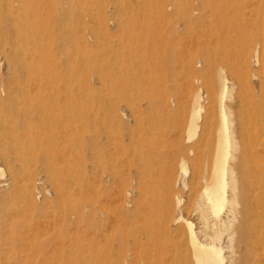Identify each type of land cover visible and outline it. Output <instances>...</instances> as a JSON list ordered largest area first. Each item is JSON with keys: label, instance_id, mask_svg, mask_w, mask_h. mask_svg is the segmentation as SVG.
<instances>
[{"label": "bare ground", "instance_id": "bare-ground-1", "mask_svg": "<svg viewBox=\"0 0 264 264\" xmlns=\"http://www.w3.org/2000/svg\"><path fill=\"white\" fill-rule=\"evenodd\" d=\"M143 1L144 0H142V2ZM148 1L149 3L151 2L150 0ZM194 1L195 0H193V2ZM157 2H155L156 5ZM169 2H171L173 8H175V10L178 11L191 9V7L195 9L194 8L195 5H192V0H173V1L170 0ZM205 2L207 1L205 0ZM205 2L201 3L203 4L204 7L205 4L206 6L208 4ZM208 2H210V0ZM104 3L105 0H0V60H4L7 62V68L9 70L7 71L9 73L5 76L4 75L2 76L0 74L1 75L0 76V158L3 159L7 164L6 175L0 169V200L3 198H16L17 200L19 197L20 198L23 197L24 199H30L34 201V192L33 189H30L32 184L30 183L31 186L28 188L25 184V180L31 179L32 173L34 172L33 168L42 161V164L47 173L46 177H48L51 183V187H52L51 193L52 192L54 193V197L52 200L50 199V197L48 198L51 200L49 201L51 202L50 205L51 207L49 212L52 214V219H49L51 215L47 216L50 221V222L48 221V223L51 224L50 226L52 225L57 226V228L61 224L62 225L74 224L75 231H73L74 229L71 228L70 229L73 231V233L76 232L77 237L87 236L88 241L86 240L87 238L85 240L88 243L86 247L89 255L87 256L88 257L87 259L86 257L84 258L86 259V262H84V264H264V187L259 184H254L255 182H253L254 180L252 179L253 176H256L257 174L261 173V171H264L263 170L264 167H262V165L260 164L261 160H259L260 157L263 159L262 156L264 154L262 153L261 156L260 155L261 153H254L253 151L251 152V150L249 151L250 149L249 143L253 142V140L250 142L249 141L250 139H246L242 136L244 134V133L242 134V131L244 130L240 129L242 131L240 132L239 135L235 131L230 132L232 129L228 130L230 128L229 127L230 122L228 119L229 115L226 108L227 106H225V104L223 103V96L225 95V92L228 90V88L226 85V81L224 80V77L223 78L220 77L218 78L219 80L216 81V83L217 82L219 83V86H216L213 83L207 84L208 83L207 82L206 84L208 85V88L206 94L202 93L200 88L202 87L201 85H198V87L199 86L200 87L197 90L194 91L191 90L194 92V93L192 92L193 96L191 95L190 92L186 91L190 93V95L189 94L187 95L192 96L191 99L192 102H190V105L192 103L191 110H189L190 120L188 125L186 124L187 126L186 137H184L183 135V128L180 127L181 125L180 126L177 125L178 128L176 126L174 127V129L169 128L171 131L170 134L173 133L174 135L172 139L168 137L169 130L162 128V126H164L163 121H167L170 117L176 118L177 110L179 109V107L181 108V102L183 101L180 100L181 101L180 102L176 98L172 100H166L167 96L166 97L164 96L165 100L161 99L162 101L159 102L157 100V97H155V94L150 93L152 96L153 95L154 96L150 98V101L148 102L146 101L147 106L146 108L143 107L146 109V111L142 110L145 113L141 114L142 117L143 115L146 116L144 118H141L140 116V118L138 119L139 116L137 114L140 115L141 113V111H139L140 109L138 110L139 113L135 114L131 112L132 114L129 115L130 116L129 118L132 117L131 122H133V124H130L129 122L131 120L130 119L128 121L130 124L128 127L129 142L127 143V146L125 145L127 141L122 143L124 146H126L124 147L125 148L124 153L123 152L116 153L115 150L117 149L118 140L116 141L112 137V134L108 128V126L111 123V120L118 116L117 115L118 107L116 109L114 107L115 105L108 104L106 107L100 108L98 107L99 106L98 105L97 108L94 109L88 108L85 111H83L80 110L81 107L78 106L80 112L76 109L74 110L73 106L75 103V99L77 97L76 94L79 93L80 91L83 92V90L88 86L89 80H87V78L89 76H86V72L90 67H92V65L90 64L91 61H88L89 60L88 55L90 54L91 51L87 54V49L90 44L88 38L91 36L87 38L85 34V28L87 29L86 23H88L86 22V19L89 13L91 12V10H94V13L96 11L95 10L96 7H93V4H96L103 8L108 7V5L106 6V4L104 6ZM149 3L146 4L149 5ZM119 4L121 5V3ZM155 4H153V6ZM167 4L168 3H165V6H167ZM209 5L208 7H210L212 4L210 6ZM215 5H218V3ZM226 5L228 6L229 3ZM114 6H115V2H114ZM132 7L133 4L131 5V8ZM158 7L161 8L162 5ZM218 7H215V10H217L218 13L220 11H222L223 13L225 12V10L224 11L222 10L223 9L222 6H220L221 8ZM223 7H225V4ZM150 8H152V6H150ZM199 8L200 7H198V9ZM211 8L214 7L211 6ZM104 10L105 9H103V11ZM140 10H142L141 12H143L146 9H143L142 6V9ZM150 10L148 9L146 10V12H149ZM211 10L209 9L208 11L207 8L208 12H211ZM231 11H235V10H231ZM164 12L165 11H163V13ZM104 13H102V15ZM152 13H154V11ZM188 13L187 15L189 16L190 14ZM161 14L162 13H160L159 15ZM97 15H99L98 12ZM190 16L188 18L189 20H190ZM225 16H223L224 19ZM239 16H241V14H239ZM105 18L107 19V17ZM105 18H102L103 23H106L104 21L106 20ZM220 19L219 22L223 20L221 17ZM147 20H149V18ZM166 20L167 19H165V21ZM115 21L120 22L121 25L123 24V22L121 23V20L119 21V19ZM160 22L162 21L160 20ZM236 22L237 21H235V23ZM187 24L188 22L186 23V26ZM103 25L106 26L105 24ZM130 25L132 26V24H129V26ZM104 26H102L101 28H104ZM157 26L152 28L153 33L150 32L149 37H144V38L141 37L142 39H140V42L143 47L147 46L150 50L152 49L151 51L154 52L153 56L155 54V58H157V60L163 63L165 62V57L167 58L168 54H170L169 46L171 45H174L171 47L177 46L175 45L176 44L175 41L177 39L176 40H174L175 38L171 39L172 36L168 38L170 36L169 31H168L169 32L168 37H166L167 36L166 34L163 35V33L161 32V29L165 28L163 24H162L163 27H161V25H159V27ZM245 26L246 25H244V28ZM226 27L227 26L225 25V28ZM217 28H212V30L214 29L216 30ZM130 29L133 30L132 28ZM147 29L150 30L149 27ZM235 29L237 30V27ZM246 29L247 28H245V32ZM225 30L226 32L223 31L225 34L224 33L222 34H224V36L226 37H229L228 40L230 41L234 40L233 35H230L229 33L230 29H228L227 27V29ZM87 31L89 32V30ZM93 31H95V29ZM93 31L92 33H96ZM220 31L222 32V30ZM237 31H239V27ZM208 32L209 30L207 31V33ZM117 33L122 34L119 32ZM127 33H128V29H127ZM145 33L148 34L147 31H145ZM240 33L241 32H239V35ZM137 34L134 33V37H136L135 35ZM244 35L245 34H243V36ZM108 36L110 37V35ZM127 36L128 34L126 36L124 35V37ZM212 36H214V34ZM92 37L94 42H96L97 44L99 43L101 44V41L103 39V34L102 36L100 34H93ZM196 38L193 41H196ZM179 39L181 38L179 37ZM124 40L126 41L127 39L125 38L122 39V41L120 40L122 43L120 45L122 47ZM205 41L206 44L210 43V41L208 43V40L206 39L204 40L203 43H205ZM217 41L215 40V42ZM132 42L133 40H131V43ZM179 43L181 42L179 41ZM193 44L192 46H194ZM211 44H213L212 41ZM231 44L233 45L232 42ZM117 45H115V48ZM121 46L118 48H122ZM134 46L136 47V45ZM189 47L187 45L188 49ZM222 47H224V45ZM126 48H124V50H126ZM178 48L176 50L180 51L181 49L178 50ZM95 49L92 51L93 53L94 51H96ZM129 49L126 51L130 52ZM173 50L176 51L174 48L172 49V51ZM121 51L119 50V52ZM174 51L172 52L173 56L179 54V52L177 54H174L175 53ZM210 51L211 50H209L208 52ZM213 51L214 49L212 50V52ZM181 52L182 51H180V56L182 58L183 55L181 54ZM96 53L98 55V52ZM106 53L110 54L109 51ZM74 54L75 56H77L76 54H81V59H82L81 63H77V61L75 62L76 57L74 56ZM151 54L152 53L150 52V57L153 59ZM190 54L191 53H189L188 55L192 56V54L191 55ZM234 55H236V53ZM119 56L121 58V55ZM144 56L145 55L143 54V57ZM178 56L179 55H177L176 57L178 58ZM260 56L262 58V54ZM92 57H95V55ZM115 57L113 56V58ZM193 57L195 58V56ZM224 57L226 58V56ZM254 57L255 58L253 61H257L258 55L255 54ZM120 58H117V60ZM155 58L154 61H156ZM233 58L234 60H236L235 57ZM106 59L107 57L104 60ZM191 59L193 58L191 57ZM92 60H94V58ZM128 60L129 59H127V61ZM178 60H180V58ZM122 61L123 63L125 62V60ZM141 61L143 62V60ZM181 61L185 62L184 60H180V62ZM98 62L99 64H101L100 63L101 59ZM107 62L108 61H106V65L108 64ZM212 62H215V60L213 61V58H212ZM172 63L175 66V63L171 62V64ZM223 63L225 62L223 61ZM99 64H98V68L100 67ZM119 64L120 62L118 63V67H120ZM89 65L91 66L89 67ZM176 65L178 66L177 63ZM104 67H102L101 69H103ZM118 67L117 69H119ZM149 67H147V69ZM175 67L172 68L175 69ZM192 67L190 68L192 72H196V69ZM247 67L248 66H246V68ZM109 68H111L110 65ZM112 68L110 70L114 69ZM178 68L181 69V66ZM213 68L214 66L212 67V69ZM95 69L96 68H94L93 70ZM101 69H98V75L100 74L99 71ZM117 69H115L114 71L118 72L116 71ZM122 69L124 68L120 69L118 75L122 72L121 71ZM147 69L144 70L146 71ZM203 69L201 70L202 72H200V74H197L199 76L197 77L199 78V81H201L200 79L202 78L206 79L207 76L210 77V75H207V70L209 72V69L207 70L206 69L203 70ZM153 70L155 69H152L151 74ZM159 70L160 69H158V71ZM172 70L168 72H171ZM188 70H186L187 73ZM124 71H126V69ZM212 71H216V70H212ZM89 72L90 70L88 71V74ZM245 72L247 73V69ZM109 73H110L109 75H111V72ZM162 73H159L162 75L160 78H162L164 75ZM212 73L215 74V72ZM91 74L96 76L97 73L96 74L91 73ZM115 74L116 73H114V75ZM127 76L128 75L126 74L125 77ZM153 76H155V74ZM123 77L122 79L120 78L119 79L123 80L124 82ZM163 78H166L167 80L166 76ZM99 79L101 78L99 77ZM156 79L159 81L158 78ZM108 80H109V76H108ZM96 81L98 82V80ZM187 81L189 82V80H186V82ZM190 81L192 83V79ZM124 83L122 84L124 85ZM154 83H156V81ZM164 83H161L162 87L165 86ZM102 84H106V83L103 82ZM113 84L116 85L117 82L115 84L114 81ZM122 84H120L119 86H121ZM188 86L191 87L192 85L191 86L188 85ZM189 87L187 88L190 91ZM113 88H115V86L112 87V89ZM196 88L193 87V89ZM108 91L109 88L107 90V93H109ZM179 91L182 92L181 90ZM117 92L119 93L118 90ZM163 92L165 93L166 91ZM174 92H176V90ZM128 93H130V91ZM183 93L182 95L181 94L180 95L183 96ZM89 94L91 95V92ZM122 94L120 98L122 97ZM105 96L107 100H110L109 98H107V94L104 95V97L102 96L104 100H106ZM176 96H177V92H176ZM85 97L82 96L83 99ZM130 97H131V93H130ZM147 98H149V96ZM77 99L80 98L78 97ZM91 99L93 98L91 97L90 100ZM111 99L114 100L113 98ZM119 100L121 101V103L124 102L122 101V98L121 99L118 98L117 102H119ZM83 101H85V104H87L86 100ZM92 101L91 103H93ZM99 101L98 104H100ZM108 102L110 103V101ZM115 103L116 102H114V104ZM93 104H95V102ZM75 105H77V103ZM125 106L126 105H124V107ZM204 107L206 108V110L202 114L201 111ZM185 108L187 107H184V109ZM188 108L190 109L189 106ZM121 109H123V106ZM75 111H78L80 114L78 115V112L76 114ZM183 111L184 110L182 109V112L180 113L181 115ZM250 111L251 110H249V112ZM175 118L173 119L175 120ZM124 119L126 120V118ZM143 119L148 120V122H146L147 123L146 126L142 125ZM179 119L181 120V118ZM186 128H184V130H186ZM121 129L122 128H120V130ZM166 131L168 133V136L166 135L167 133L165 134ZM245 131L247 132V129ZM119 132L117 133L119 134ZM122 134L124 133L122 132ZM125 134L127 136V133ZM45 140L49 142V143L47 142L49 144V146L47 147L42 146ZM59 142L62 144H64L65 142V146L64 145L59 146ZM255 143L259 144L257 141ZM240 145L241 146L243 145V147L240 148ZM139 146H141V149L139 148ZM168 146H173V147L168 149ZM80 147L87 149L88 153H83L85 151L79 153ZM233 148H240V150L242 149L243 153H230ZM43 149L45 150L50 149V151L49 153H41L42 151H44ZM123 149L121 148L120 150ZM131 151L133 153H131ZM40 170L42 171V169ZM40 179L42 178L40 177ZM43 181L45 182V180ZM43 208L45 209L46 207L43 206ZM32 210H33V206H32ZM32 210L30 209L31 213ZM20 214L21 213H19V211L10 212L9 210V212H7L0 205V249L3 243L5 242L12 249L15 247H17L18 249L19 246L21 249V247L23 248L28 241H29V245L32 244L31 243L32 241L30 242L31 239L28 240L27 238V236L29 237V235L32 236V234H30L31 231L29 232V234H24L23 231L20 229L22 227H20L18 231V229L13 224V220L10 221L11 220L10 218L12 219H15L14 217L18 218L20 217ZM25 220L27 219L25 218ZM42 224L43 223H40V225ZM42 226L44 227V225ZM61 228L62 226L60 227V231L57 232L55 231V232L59 241L60 240L64 241L65 233L64 231H62L63 228L62 229ZM41 229L42 227L40 228V230ZM43 229L41 231L42 233L39 232L40 234L39 236H42V234L46 232L45 229L44 231ZM27 230H33V229L28 227ZM32 233L34 234L33 231ZM39 236L37 238L41 239V237ZM34 237L35 239H37L35 234ZM32 239L33 242L36 241V240L34 241V238ZM26 240L28 241L26 242ZM65 243L67 244V242ZM29 245L27 247H29ZM52 245H54L53 242ZM57 246L59 245L57 244ZM57 246H56V250L58 248H59L58 250H60L61 245L59 247ZM68 246L71 247L70 245ZM30 247L28 249L32 248ZM17 249H15V251ZM71 249H73V247ZM33 250L37 251L38 253L37 248L36 249L33 248ZM43 250L44 249H42L41 252ZM35 251H33V253ZM75 251L76 250H74V252ZM47 252H45L44 254L48 256L49 254H47ZM54 254L58 256L59 252H54ZM5 255H8V253H6ZM11 255H14L13 257H17L19 254L16 255V253H13ZM48 257L47 259L50 261V258ZM34 258L36 257H33L32 259L33 261ZM60 258L57 259L59 260ZM55 259L56 258H54V261L57 262L58 260ZM74 260L76 261V259ZM29 261H31V259L28 260V262ZM40 263L43 264L42 260L40 261ZM58 263L61 264L60 262ZM71 263L74 262L71 261ZM0 264H11V262L10 260H5L2 263L0 260Z\"/></svg>", "mask_w": 264, "mask_h": 264}, {"label": "rangeland", "instance_id": "rangeland-1", "mask_svg": "<svg viewBox=\"0 0 264 264\" xmlns=\"http://www.w3.org/2000/svg\"><path fill=\"white\" fill-rule=\"evenodd\" d=\"M113 1V2H112ZM105 0V3H104V6H105V4H106V6L108 5V7H100V6H98V5H96V4H93V7H96L95 8V10L99 13V15H97V12L95 11V13H94V10H91V12L89 13V15L90 14H92V15H90V17H89V15H88V17H87V19H86V22H88V23H86V27H87V29L85 28V34H86V37L88 38L89 36H91L92 37V35L93 34H100L101 36H102V34H103V39H102V41H101V44L99 43V44H97L96 42H94L93 41V37L91 38V37H89L88 39H89V47H88V49H87V54L90 52V54L88 55V61H91L90 62V64L92 65V67H90L91 65H89V69H88V71L90 70V72L91 73H94V74H96V76L95 75H92L90 72H89V74H88V71L86 72V76H89L88 78H87V80H89L88 82L89 83H91V84H89L88 83V86L83 90V92L82 91H80L79 93H77L76 94V99H75V103H74V110L76 109V110H78L79 111V107H81L80 108V110H83V111H85L86 109H88V108H92V109H94V108H97V106L98 107H100V108H104V107H106L108 104H113V105H115L114 107L117 109V107H118V109H117V117L116 118H114V119H112L111 120V123H110V125L108 126V128H109V130H110V132H111V134H112V137L118 142V145H117V149L115 150L116 151V153L117 152H119V153H121V152H125V148L124 147H126L127 146V143L129 142V140H128V127H129V125L130 124H133V122H131L132 121V117L131 118H129L130 116L129 115H131L132 113H135V114H137V113H139L138 112V110L139 111H141V113H140V115L139 114H137L139 117H138V119L140 118V116H141V118H144L145 116L143 115V117H142V115L141 114H143V113H145V112H143V111H146V106H147V103H146V101L148 102V101H150V98L151 97H153L151 94H155V97H157V100L160 102V101H162V100H165V97H166V100H172V99H174V98H176V99H178L179 101L181 100V101H183V102H181V108L179 107V109L177 110V114H176V118H178V119H176L175 117H170L167 121H163L164 122V126H162V128L163 129H166V130H169V136H168V133H167V131L165 132V134L168 136V137H170L171 139L174 137V135H173V133L172 134H170V129H174V127L176 126L177 128H178V126L177 125H181L180 127H182L183 128V135H184V137H186V135H187V126H186V124L188 125V123H189V118H190V111L189 110H191V105H192V103H191V105H190V102H192V96H193V91L194 90H197L199 87H198V85H201L202 87H200L201 88V91H202V93L203 94H206V91H207V88H208V85L207 84H209V83H213V84H215L216 86H219V83L217 82L216 83V81H218L219 79L218 78H220V77H224V80L226 81V85H227V88H228V90L225 92V97L223 96V103L225 104V106H227L226 108H227V111H228V119H229V129L228 130H231L230 132H232V131H235L236 133H238V135L240 134V132L242 131V130H244V131H242V136L244 137V138H246V139H250L249 141L251 142L252 140H253V142H251V143H253V144H251V143H249V151L251 150V152L253 151L254 153H261L260 155L262 156V153L264 154V27H262V26H264V0H242V3H241V0H210V2H208L209 0H206L207 2H205V0H195L194 2H193V0H192V5H195L194 6V8L195 9H193V7H191V9H187V10H184V11H178V10H175V8H173V6L171 5V2H169L170 0H154L155 2H157V5L158 6H161L162 5V7H163V9H162V7L160 8V7H158L156 4H155V2L153 1V0H150L151 2L149 3V1L148 0H144L143 2H142V0ZM123 1V2H122ZM148 1V2H147ZM152 1H153V3H152ZM171 1H173V0H171ZM229 3V5L227 6L226 4H228L227 2ZM255 1V2H254ZM261 1V2H260ZM109 2H111V3H109ZM114 2H115V6H114ZM139 2V3H138ZM145 2V3H144ZM202 2H205V3H208L207 4V6H206V4H205V7H206V9H205V7L203 6V4H201ZM214 2H216V3H214ZM221 2H223V3H221ZM236 2H238V3H236ZM109 3V4H108ZM113 3V4H112ZM119 3H121V5L119 4ZM133 4V7L131 8V5ZM144 3V4H146V3H149V5L148 4H146V5H148V6H146V5H142V4ZM165 3H168L167 4V6H165ZM197 3V4H196ZM199 3V4H198ZM218 3V5H215V4H217ZM220 3V4H219ZM245 3V4H244ZM124 4V5H123ZM141 4V5H140ZM153 4H155L154 6H153ZM201 4V5H200ZM212 7H214V8H211V6ZM222 4V5H221ZM224 4H225V7H223L224 6ZM234 4H235V6H234ZM112 5V6H111ZM198 5V6H197ZM208 5L210 6V7H208ZM98 6V7H97ZM142 6H143V9H146V10H150V9H152L153 11H154V13H152L153 11L152 10H150L149 12H146V10H144L143 12H141L142 10H140V9H142ZM145 6V7H144ZM150 6H152V8H150ZM155 6H156V8H155ZM169 6V7H168ZM204 8V10H206L207 11V8H208V11H209V9L211 10V12H206V11H204L203 10V8ZM219 6V7H218ZM220 6H222V10L224 11L225 10V12L223 13L222 11H220L219 13H218V11L217 10H215V7H218V8H221ZM232 6V7H231ZM241 6V7H240ZM244 6V7H243ZM100 7V8H99ZM147 7H148V9H147ZM159 8V10L160 9H162V10H158V8ZM198 7H200L199 9H198ZM231 7V8H230ZM235 9H234V8ZM98 8V9H97ZM105 9L104 11H103V9ZM110 8V9H109ZM131 8V9H130ZM196 8H197V10H196ZM230 8V9H229ZM157 10L158 11V13L160 14V13H162L161 15H159L158 13H157V11H155V10ZM99 10H100V12H99ZM131 10V11H130ZM178 11V12H175V11ZM201 10V11H200ZM231 10H235V11H231ZM256 10H257V12H256ZM101 11H103V12H101ZM130 11V12H129ZM162 11V12H161ZM163 11H165L164 13H163ZM191 13H190V12ZM213 11V12H212ZM217 11V12H216ZM105 12V13H104ZM129 12V13H128ZM146 12V13H145ZM155 12H156V14H155ZM182 12V13H181ZM184 12V13H183ZM188 14H190L189 16H190V20L188 19L189 18V16L187 15V13ZM205 12V13H204ZM215 12V13H214ZM231 12H232V14H231ZM238 12V13H237ZM242 12V13H241ZM102 13H104L103 15H102ZM113 13V14H112ZM142 13V14H141ZM148 13V14H147ZM175 13V14H174ZM193 13V14H192ZM201 13H203V14H201ZM211 15H210V14ZM225 13H226V16H227V18L230 20H228L227 18H226V16H225ZM228 13V14H227ZM236 13V14H235ZM100 14H101V16H100ZM128 14H129V16H128ZM145 14V15H144ZM147 14V15H146ZM155 14V15H154ZM158 14V15H157ZM183 14H184V17H186V16H188V17H186L187 18V20H186V18H184L183 17ZM215 14H217V15H215ZM239 14H241V16H239ZM256 15V17H255V15ZM97 15V16H96ZM105 15V16H104ZM142 15V16H141ZM159 16L160 18H162V19H160L159 17H157V16ZM176 15V16H175ZM180 15V16H179ZM186 15V16H185ZM198 15V16H197ZM202 15V16H201ZM207 15V16H206ZM219 15V16H218ZM234 17H233V16ZM99 16V17H98ZM103 16V17H102ZM131 16V17H130ZM156 16V17H155ZM201 16V17H200ZM212 16V17H211ZM223 16H225V19H224V17ZM236 16V17H235ZM105 18V17H107V19L106 20H104L106 23H103V19L102 18ZM127 17V18H126ZM178 17V18H177ZM192 17V18H191ZM210 17V18H209ZM218 17V18H217ZM220 17L223 19L222 21H223V23H222V21H220L219 22V19H220ZM95 18V19H94ZM149 18V20H147ZM156 18H158V19H156ZM167 19L166 21H165V19ZM206 18V19H205ZM235 18H237V19H235ZM100 19V20H99ZM117 19H119V21L121 20V23L123 22V24L121 25L120 24V22H117V21H115V20H117ZM129 19V20H128ZM132 20V22H131V20ZM142 19V20H141ZM218 19V20H217ZM228 21H227V20ZM238 19H239V21H238ZM244 19V20H243ZM124 20H125V22H124ZM160 20L162 21V22H160ZM181 20V21H180ZM210 20V21H209ZM221 20V19H220ZM98 21H100V22H98ZM146 21V22H145ZM148 21V22H147ZM192 21V22H191ZM207 21V22H206ZM225 21V22H224ZM227 21V22H226ZM234 21V22H233ZM235 21H237L236 23H235ZM244 23H243V22ZM109 22V23H108ZM127 22H128V24H127ZM136 22H137V24H136ZM157 22H158V24L159 25H161V27H163L162 26V24L165 26V28H163V29H161V32L163 33V35H167L166 37H168V33H169V37L168 38H170L171 36V39H173V38H175L174 40H176L175 42H176V44L175 45H177V46H175V47H171V46H174V45H171V46H169L170 48H169V53L170 54H168V57L166 58L165 57V62H163V63H161L159 60H157V58H155V54H154V56H153V53L154 52H152L147 46H145V47H143L142 45H141V42H140V39H142V38H144V37H149V34H150V32L151 33H153V29L152 28H154L155 26H157L158 24H157ZM160 22V23H159ZM168 22V23H167ZM182 22H183V24H182ZM188 22V24H187V26H186V23ZM192 24H191V23ZM209 22V23H208ZM211 22V23H210ZM241 22V23H240ZM92 24V26H91V24ZM98 23H99V25H98ZM101 23V24H100ZM105 24L106 26H104L103 24ZM114 23V24H113ZM133 23H135V24H133ZM147 23V24H146ZM149 23V24H148ZM167 23V24H166ZM170 23V24H169ZM173 23V24H172ZM189 23H190V26H189ZM219 23H222V24H219ZM240 23V24H239ZM260 23V24H259ZM129 24H132V26L130 25L129 26ZM156 24V25H155ZM210 24V25H209ZM228 27V29H230V35H233V38H234V40H232V41H230V40H228L229 39V37H226V36H224V32H226V30L225 29H227V27L225 28V25ZM239 24V25H238ZM263 24V25H262ZM145 25H147L149 28H150V30L149 29H147L148 27L147 26H145ZM159 25L157 26V27H159ZM175 25H176V27H175ZM178 25V26H177ZM183 25H185V26H183ZM235 25V26H234ZM237 25V26H236ZM244 25H246L245 26V28H247L246 29V32H245V28H244ZM102 26H104V28H101ZM142 26V27H141ZM145 26V27H144ZM152 26V27H151ZM168 26V27H167ZM213 26V27H212ZM220 26V27H219ZM224 26V27H223ZM89 27H90V29H89ZM105 27H106V29H105ZM122 29H121V28ZM160 27V28H161ZM172 27H173V29H172ZM174 27H175V29H174ZM177 27H179V28H177ZM217 27H219V28H217ZM237 27V30H238V27H239V31H237L235 28ZM242 27V28H241ZM130 28H132L133 30H131ZM134 28H136V29H134ZM210 28H211V31H210ZM212 28H217L216 30L214 29V30H212ZM232 28V29H231ZM235 30H234V29ZM243 28H244V30H243ZM259 28V29H258ZM95 29V31H93ZM105 29V30H104ZM110 29V30H109ZM127 29H128V33H127ZM131 31H130V30ZM146 29V30H145ZM167 31H166V30ZM87 30H89V32L87 31ZM100 30H102V31H100ZM142 30H144V31H142ZM149 30V31H148ZM164 30V31H163ZM171 30V31H170ZM174 30H176V31H174ZM209 30V32L207 33V31ZM220 30H222V32L220 31ZM92 31L93 32H96V33H92ZM104 31H105V34H104ZM106 31H107V33H106ZM109 31V32H108ZM121 31V32H120ZM124 31V32H123ZM136 31H137V33H136ZM145 31H147V33L148 34H146L145 33ZM169 31V32H168ZM176 32V33H173V32ZM178 31V32H177ZM181 33H180V32ZM224 31V32H223ZM248 31V32H247ZM101 32H103V33H101ZM114 32H116V33H114ZM117 32H119V33H124V35L126 36L127 34H128V38L127 37H124V35H123V33L122 34H118ZM130 32V33H129ZM133 32V33H132ZM167 32V33H166ZM201 32V33H200ZM211 32H212V34H211ZM216 32V33H215ZM239 32H241V33H243V34H245L244 36H245V38H244V36H243V34H241L240 33V35H239ZM89 33V34H88ZM109 33V34H108ZM114 33V34H113ZM127 33V34H126ZM134 33L135 34H137V35H135L136 37H134ZM146 34V36H145V34ZM177 33H180V34H177ZM182 33H183V36H182ZM222 33H224V34H222ZM237 35H236V34ZM88 34V35H87ZM117 34H118V36H117ZM130 34V35H129ZM144 34V35H143ZM205 36H204V35ZM211 34V35H210ZM214 34V36H212ZM216 34V35H215ZM222 36H221V35ZM108 35H110V37L108 36ZM121 35V36H120ZM142 35V36H141ZM234 35H235V37H234ZM108 36V37H107ZM112 36H113V39H112ZM115 36V37H114ZM133 36V37H132ZM194 36V37H193ZM203 36V37H202ZM207 36H208V38H207ZM215 36H217V37H215ZM120 37H121V39H120ZM142 37V38H141ZM179 37L181 38V39H179ZM197 37V38H196ZM217 38V39H215V38ZM219 37V38H218ZM222 37V38H221ZM242 37V38H241ZM108 38V39H107ZM130 39V38H132V39H130V40H124L123 41V47L120 45V44H122L121 43V41H122V39ZM182 38H184V39H182ZM189 38V39H188ZM195 38H196V41H193V40H195ZM248 38V39H247ZM92 41H91V40ZM134 39H135V42H134ZM139 39V40H138ZM208 40V43H209V41H210V43L209 44H206V41H205V43H203L204 42V40ZM209 39H211V40H209ZM224 39V40H223ZM119 42H118V41ZM121 40V41H120ZM131 40H133V44L131 43ZM181 42V43H179V41ZM184 41V43H185V45H184V43H183V41ZM185 40H186V42H185ZM203 40V41H202ZM215 40L217 41V40H219V41H217V42H215ZM228 40V41H227ZM108 41V42H107ZM130 41V42H129ZM187 41H188V43H187ZM211 41H212V43L213 44H211ZM227 41V42H226ZM235 41V42H234ZM245 41V42H244ZM124 42H126V43H124ZM190 42V43H189ZM196 42V43H195ZM201 42V43H200ZM216 43V45H215V43ZM231 44V42L233 43V45L231 44H229V43ZM117 43H118V45H117ZM178 43V44H177ZM187 43V44H186ZM194 43V44H193ZM199 43V44H198ZM218 43H220V44H218ZM222 43H223V45H224V47H222L223 45H222ZM125 44V45H124ZM128 44V45H127ZM130 44V45H129ZM133 46H132V45ZM181 44V45H180ZM192 44L195 46L196 44V46H198V47H194V46H192ZM238 44V45H237ZM92 45V46H91ZM104 45V46H103ZM106 45H107V47H106ZM109 45V46H108ZM115 45H117L116 46V48H115ZM127 45V46H126ZM134 45H136V47L134 46ZM140 45V46H139ZM187 45H188V47H189V49L187 48ZM207 45V46H206ZM103 46V47H102ZM111 46V47H110ZM122 47V48H118V47ZM184 48H183V47ZM206 46V47H205ZM232 46V47H231ZM234 46V47H233ZM235 46H236V48H235ZM247 46V47H246ZM98 47V48H97ZM130 50V52H127L126 50H128L127 48ZM132 47H133V49H132ZM168 47V46H167ZM178 47H180V48H178ZM230 49H228V48ZM246 47V48H245ZM90 48V49H89ZM95 48H97V49H95L96 51H94V53L92 52L93 50ZM121 51L122 49V51L121 52H119V50ZM124 48H126V50H124ZM143 48H144V50H143ZM148 48V49H147ZM177 49L178 48V50H180V51H182L181 52V54L183 55L182 56V58H181V56H180V51H174L175 53L174 54H177L178 52H179V54H177V55H179L178 56V58L176 57L177 55H174L173 56V51H172V49ZM188 50H186V49ZM192 48V49H191ZM241 48V49H240ZM110 52V54H108V53H106V52H108L107 50ZM110 49H111V51H110ZM135 49V50H134ZM203 49V50H202ZM211 50L210 52H208L209 50ZM214 49V51L212 52V50ZM227 49V50H226ZM138 50V51H137ZM141 50V51H140ZM146 50V51H145ZM150 50V51H149ZM190 50V51H189ZM217 50V51H216ZM219 50V51H218ZM222 50H223V52H222ZM253 50V51H252ZM263 50V51H262ZM105 51V52H104ZM117 51H118V53H117ZM125 51H126V53H125ZM136 51V52H135ZM144 51V52H143ZM155 51V50H154ZM192 51H194V52H192ZM221 51V52H220ZM225 51H228V52H225ZM242 51V52H241ZM96 52H98V55H97V53ZM101 52H104V53H101ZM114 52H115V54H114ZM150 52L152 53L151 54V56L153 57V59L150 57ZM217 52H219V53H217ZM244 52V53H243ZM95 55V57H92V56H94L93 54ZM121 53H123V54H121ZM127 53H129V54H127ZM135 53V54H134ZM147 53H149V54H147ZM189 53H191L192 54V56H189L188 54ZM194 53V54H193ZM201 53H202V55H201ZM205 53V54H204ZM207 53H208V55H207ZM221 53V54H220ZM224 53H225V55H224ZM226 53H227V55H226ZM236 53V55H234ZM100 54V55H99ZM101 54H102V56H101ZM118 54V55H117ZM143 54L145 55L144 57H143ZM190 54V55H191ZM211 54V55H210ZM218 54V55H217ZM233 56H232V55ZM243 54V55H242ZM255 54H257L258 55V60L257 61H253L254 60V56H255ZM262 54V58H261V55ZM77 56H75V54H74V56L76 57V60H75V62L77 61V63H81L82 62V59H81V54H76ZM119 55H121V58H120V56ZM127 55V56H126ZM147 55V56H146ZM149 55V56H148ZM170 55H171V57H170ZM188 55V56H187ZM199 55V56H198ZM224 57V56H226V58L224 57H222V56ZM232 57H231V56ZM251 55V56H250ZM105 56V57H104ZM113 56L115 57V58H113ZM119 56V57H118ZM131 56V57H130ZM193 56H195V58L193 57ZM198 56V57H197ZM213 56V57H212ZM220 56V57H219ZM248 56H249V59H248ZM74 57V58H75ZM90 57V58H89ZM98 57V58H97ZM101 57V58H100ZM107 57V59L106 60H104L105 58ZM123 57V58H122ZM125 57V58H124ZM134 57V58H133ZM135 57H136V59H135ZM142 57V58H141ZM149 57V58H148ZM172 57H174V58H172ZM189 57H190V59H191V57L193 58V59H189ZM210 57H212L213 58V61L215 60V62H212V58H210ZM230 57V58H229ZM233 57H235V59L236 60H234V58ZM94 58V60H92ZM103 58V59H102ZM112 58H113V60H112ZM117 58H120L121 59V61H120V59H118L117 60ZM129 59L128 61H127V59ZM140 58H141V60H143V62L140 60ZM146 58H148V59H146ZM154 58H155V60L156 61H154ZM168 58H169V60H168ZM180 58V60H184L185 62H183V61H181L180 62V60H178ZM197 58V59H196ZM218 58H220V59H218ZM79 59V60H78ZM100 59H101V64H99V62L98 61H100ZM115 59V60H114ZM171 59V60H170ZM175 59V60H174ZM207 59V60H206ZM217 59H218V61H217ZM225 59V60H224ZM227 59V60H226ZM233 59V60H232ZM239 59V60H238ZM262 59V60H261ZM122 60H125V62L124 63H126V64H124L123 63V61ZM138 60H139V62H141V63H139L138 62ZM145 60V61H144ZM146 60H148V61H146ZM173 60V61H172ZM176 60H178V61H176ZM231 60V61H230ZM105 61V62H104ZM106 61H108L107 63V65H106ZM113 61V62H112ZM117 61H118V63L120 62V64H119V66L121 67V68H124V69H122L121 71V73L118 75V73H119V71H120V67H118V63H117ZM154 61V62H153ZM166 61H167V63H166ZM174 62L175 63V66H174V64H173V66H172V64H171V62ZM195 61V62H194ZM207 61H208V63H207ZM211 61V62H210ZM221 61V62H220ZM223 61L225 62V63H223ZM228 61V62H227ZM240 61V62H239ZM104 62V63H103ZM109 62H111V63H109ZM115 62V63H114ZM147 62H148V64H147ZM152 62V63H151ZM183 62V63H182ZM192 62V63H191ZM220 63V66H219V63ZM229 62H230V64H229ZM255 62V63H254ZM258 62V63H257ZM261 62V63H260ZM6 63V64H5ZM100 65V67L98 68V64ZM123 63V64H122ZM145 63V64H144ZM154 63V64H153ZM160 63H161V65H160ZM176 63L178 64V66L176 65ZM189 63V64H188ZM204 63V64H203ZM212 63V64H211ZM215 63V64H214ZM222 63V64H221ZM228 65H227V64ZM239 63V64H238ZM252 63H253V65H252ZM257 63V64H256ZM263 63V64H262ZM97 64V65H96ZM121 64H122V66H121ZM127 64H129V65H127ZM143 64V65H142ZM151 64V65H150ZM158 64V65H157ZM170 64V65H169ZM186 64H188V65H186ZM206 64H208V65H206ZM217 64H218V66H219V69H218V66H217ZM247 64V65H246ZM109 65L111 66V68L113 69V70H110L111 68H109ZM124 65V66H123ZM146 65H148V66H146ZM160 65V66H159ZM181 66V69L180 68H178V67H180ZM203 65H204V67H203ZM107 68H105V67ZM119 68V69H117V67ZM150 66V67H149ZM167 66V67H166ZM193 66V67H192ZM209 66V67H208ZM214 66V68L212 69V67ZM224 66V67H223ZM246 66H248L247 68H246ZM102 67H104L103 69H101ZM128 67V68H127ZM147 67H149L148 69H147ZM156 67V68H155ZM158 67V68H157ZM171 69H170V68ZM172 67H175V69L174 68H172ZM194 68V69H196V72H192V70L190 69V68ZM217 67V68H216ZM221 67V68H220ZM231 67V68H230ZM243 67V68H242ZM94 68H96L95 70H93ZM142 68H143V70H142ZM155 69V70H153V72H152V74L154 75L155 74V76H153L152 74H151V71H152V69ZM164 68H165V71H164ZM177 68V69H176ZM188 70V73L186 72V70ZM209 69V72H208V70H207V75H210V77H206V79L205 78H202V79H200L201 81H199V78H197V77H199L197 74H200V72H202L201 70L202 69ZM210 68H211V71H210ZM98 69H101L99 72H100V76L98 75ZM115 69H117L116 71H118V72H115L114 70ZM126 69V71H124ZM144 69H147L146 71L144 70ZM158 69H160L159 71H158ZM173 69V70H172ZM203 69V70H204ZM222 69H223V71H222ZM236 69V70H235ZM246 69H247V73L245 72L246 71ZM167 70V71H166ZM170 70H172L171 72H168V71H170ZM185 70V71H184ZM212 70H216V71H212ZM238 70V71H237ZM241 70H242V72H241ZM7 71H9L8 70V68H7V62L6 61H4V60H0V74L3 76H5V75H7L9 72H7ZM93 71V72H92ZM114 71V72H113ZM155 71V72H154ZM173 71H174V73H173ZM222 71V72H221ZM226 71V72H225ZM109 72H111V75H109L110 73ZM113 72V73H112ZM124 72V73H123ZM127 72V73H126ZM147 72V73H146ZM162 73V74H164L163 75V77H167V80H166V78H160L162 75L161 74H159V73ZM185 72V73H184ZM212 72H215V74L214 73H212ZM216 72H218V73H216ZM221 74H220V73ZM6 73V74H5ZM107 73H108V75H107ZM114 73H116L115 75H114ZM169 73H171V74H169ZM186 73H187V75H186ZM194 73H196V74H194ZM210 73H212V74H210ZM232 73V74H231ZM236 73V74H235ZM91 74V75H90ZM122 74V75H121ZM126 74L128 75L127 77H125L126 76ZM147 74V75H146ZM223 74V75H222ZM224 74H225V76H224ZM246 74V75H245ZM0 75V76H1ZM104 75V76H103ZM120 75H121V78H120ZM125 75V76H124ZM212 75V76H211ZM240 75V76H239ZM108 76H109V80H108ZM117 76H119V77H117ZM124 76V77H123ZM157 76V77H156ZM179 76V77H178ZM185 76H188V77H185ZM196 76V77H195ZM238 76V77H237ZM96 77V78H95ZM99 77L101 78V79H99ZM122 77H123V79H124V82H123V80H120V79H122ZM154 77H155V79H154ZM192 77V78H191ZM91 78V79H90ZM116 78H118V79H116ZM120 78V79H119ZM126 78H128V79H126ZM156 78H158L159 79V81L156 79ZM170 78V79H169ZM188 78V79H187ZM209 78H210V80H209ZM239 78H240V80H239ZM95 79V80H94ZM115 81V84H116V82H117V84L116 85H118V86H116V85H114L113 83H114V81ZM153 79H154V81H153ZM163 79V80H162ZM192 79V83H191V80ZM194 79V80H193ZM211 79H213V80H211ZM214 79H216V80H214ZM96 80H98V82L96 81ZM101 80V81H100ZM120 80V81H119ZM139 80V81H138ZM166 80V81H165ZM184 80V81H183ZM186 80H189V82L187 83L186 82ZM94 81V82H93ZM105 82L106 84H107V86H106V84H102L103 82ZM112 81H113V83H112ZM122 81V82H121ZM138 81V82H137ZM156 81V83H154ZM163 81V82H162ZM170 81V82H169ZM206 81V82H205ZM214 81V82H213ZM97 82V83H96ZM119 82V83H118ZM121 82V83H120ZM153 84H152V83ZM165 82V83H164ZM185 82V83H184ZM196 82H198V83H196ZM208 82V83H207ZM122 83H124V85L122 84ZM161 83H164V85L165 86H161ZM184 83V84H183ZM191 83V84H190ZM207 83V84H206ZM110 84V85H109ZM113 84V85H112ZM120 84H122L121 86H119ZM127 84V85H126ZM133 84H134V86H133ZM159 84V85H158ZM186 84V85H185ZM203 84V85H202ZM95 85V86H94ZM104 85V86H103ZM153 85H155V86H153ZM188 85H192L193 87H197L196 89H193V87L191 88V87H189ZM102 86V87H101ZM115 86V88H113L112 89V87H114ZM123 86V87H122ZM127 86V87H126ZM148 88H147V87ZM162 88H161V87ZM92 87H95V88H92ZM111 87V88H110ZM120 87H121V89H120ZM134 87V88H133ZM165 87V88H164ZM187 87H189L190 88V91H189V89L187 88ZM204 87H205V89H204ZM89 88V89H88ZM101 88V89H100ZM104 88V89H103ZM108 88H109V93H107V90H108ZM137 88H138V90H137ZM147 88V89H146ZM180 88V89H179ZM96 89H99V90H96ZM103 89V90H102ZM111 89H112V92H111ZM130 89H133V90H130ZM156 89V90H155ZM164 89V90H163ZM168 89V90H167ZM174 89V90H173ZM93 90V91H92ZM94 90H96V91H94ZM101 90V91H100ZM114 90V91H113ZM117 90L119 91V93L117 92ZM130 91V93H131V97H130V93H128L129 91ZM148 90V91H147ZM158 90H159V92H158ZM169 90H170V92H169ZM176 90V92H177V96H176V92H174ZM179 90H181L182 92H180ZM191 90H193V91H191ZM104 91H105V94H104ZM116 91V92H115ZM128 91V92H127ZM153 91V92H152ZM156 91V92H155ZM163 91H166L165 93L163 92ZM186 91H188V92H190L191 93V95L192 96H189L190 95V93H188V92H186ZM205 91V92H204ZM91 92V95L89 94ZM120 92H122V93H124V94H122V93H120ZM155 92V93H154ZM162 92V93H161ZM169 92V93H168ZM171 92H172V94H171ZM184 92V93H183ZM193 92V93H192ZM85 93H86V95H85ZM94 93V94H93ZM151 93V94H150ZM158 93V94H157ZM175 93V94H174ZM182 93H183V96H181L182 95ZM107 94V98H109L110 100H107L106 99V96H105V99L106 100H104V95H106ZM116 94V95H115ZM119 94V95H118ZM121 94H122V101H124V102H122L121 103V101L119 100V102H117V99L119 98V99H121L120 98V96H121ZM129 94V95H128ZM181 94V95H180ZM187 94H189V95H187ZM247 96H246V95ZM134 95V96H133ZM151 95V96H150ZM161 95V96H160ZM180 95V96H179ZM82 96L83 97H85L84 99L82 98ZM103 96V97H102ZM112 96V97H111ZM116 96V97H115ZM149 96V98H147ZM165 96V97H164ZM171 96V97H170ZM179 96V97H178ZM242 96V97H241ZM80 98V99H77V98ZM93 98V99H91L90 100V98ZM99 97V98H98ZM115 97V98H114ZM118 97V98H117ZM141 97V98H140ZM143 97V98H142ZM160 97V98H159ZM163 97V98H162ZM182 97V98H181ZM250 97V98H249ZM111 98H113L114 100H112ZM117 98V99H116ZM132 98V99H131ZM170 98V99H169ZM189 98H190V101H189ZM102 100V101H99V100ZM128 99V100H127ZM134 99V100H133ZM160 99V100H159ZM162 99V100H161ZM83 100H86V103L87 104H85V101H83ZM93 100V101H92ZM100 102V104H98V101ZM112 100V101H111ZM143 100V101H142ZM91 101L94 103L95 102V104H93V103H91ZM104 101V102H103ZM108 101H110V103L108 102ZM145 101V102H144ZM112 102V103H111ZM114 102H116L115 104H114ZM143 104H142V103ZM77 103V105H75ZM102 103V104H101ZM117 103H119V104H117ZM126 103V104H125ZM141 103V104H140ZM205 103V102H204ZM227 103H229V104H227ZM63 104H65V103H63ZM81 106H80V105ZM89 104V105H88ZM123 104V105H122ZM138 105V107H137V105ZM186 104H187V106H186ZM189 104V105H188ZM253 104V105H252ZM86 105V106H85ZM96 107H95V106ZM118 105V106H117ZM124 105H126L125 107H124ZM245 105V106H244ZM79 106V107H78ZM92 106V107H91ZM122 106H123V109H121L122 108ZM140 106V107H139ZM188 106L190 107V109L188 108ZM230 106H231V108H230ZM84 107V108H83ZM128 109H127V108ZM143 107H145V108H143ZM184 107H187V108H185L184 109ZM229 107V108H228ZM129 108H131V109H129ZM143 108V109H142ZM125 109V110H124ZM136 109V110H135ZM145 109V110H144ZM182 109L184 110L183 111V113H182V115L180 114L181 112H182ZM233 111H232V110ZM260 109V110H259ZM128 110H129V112H128ZM135 112H134V111ZM143 110V111H142ZM179 110H180V112H179ZM205 110H206V108L204 107L203 109H202V114H203V112H205ZM248 110V111H247ZM249 110H251L250 112H249ZM78 111H75V113L77 114V112ZM123 111V112H122ZM80 112V111H79ZM78 112V115L80 114ZM132 112V113H131ZM188 112V113H187ZM128 113V114H127ZM186 113V114H185ZM231 113V114H230ZM249 115H248V114ZM185 116H184V115ZM122 115H126L125 117L124 116H122ZM181 116H183V117H181ZM242 116V117H241ZM252 116V117H251ZM249 117V118H248ZM254 117V118H253ZM124 118H126V120L124 119ZM173 118H175V120L173 119ZM179 118H181V120L179 119ZM183 118V119H182ZM252 118H253V120H252ZM128 119V120H127ZM131 119V120H130ZM130 120V121H129ZM179 120V121H178ZM188 120V121H187ZM248 120H249V122H248ZM256 120V121H255ZM123 121V122H122ZM130 122V124H129V122ZM145 121V122H144ZM180 121H183L184 122V124H183V122H180ZM187 121V122H186ZM242 121V122H241ZM255 121V122H254ZM115 122H116V124H115ZM146 122H148V120H146V119H143L142 120V125L143 126H146L147 125V123ZM178 122V123H177ZM181 124H180V123ZM117 123H118V125H117ZM120 123H123V124H120ZM149 123H150V121H149ZM217 123V122H216ZM247 123V124H246ZM120 124V125H119ZM230 124H231V126H230ZM240 125V126H239ZM169 126V127H168ZM242 126V127H241ZM244 126V127H243ZM120 128H122L121 130H120ZM126 128H127V130H126ZM170 128V129H169ZM184 128H186V130H184ZM256 128V129H255ZM200 129V128H199ZM240 129H242V130H240ZM247 129V132L245 131ZM119 130H120V132H119ZM239 130V131H238ZM117 132H119V134L117 133ZM122 132L125 134V133H127V136H126V134L124 135V134H122ZM84 133H87V132H84ZM248 133V134H247ZM252 133V134H251ZM246 134H247V136H246ZM261 134V135H260ZM172 135V136H171ZM249 135V136H248ZM256 136V137H254V136ZM116 136V137H115ZM119 136V137H118ZM122 136V137H121ZM126 136V137H125ZM183 137V138H184ZM247 137H249V138H247ZM116 138H118V139H116ZM124 138H127V139H124ZM252 138V139H251ZM124 140V141H123ZM255 140V141H254ZM127 141V142H126ZM258 142L259 144H256L255 142ZM48 141L47 140H45L44 141V143L42 144V146H45V147H47V146H49V142L47 143ZM121 142V143H120ZM124 142H126V146H124L122 143H124ZM255 143V144H254ZM120 144H122V145H120ZM65 146V142H64V144H62V143H60L59 142V146ZM251 145V146H250ZM122 146V147H121ZM256 146V147H255ZM173 146H168V149L169 148H172ZM243 147V145L241 146L240 145V148H242ZM253 147V148H252ZM64 148V147H63ZM82 147H80V151H79V153H82V151H85V152H83V153H88V150L87 149H84V148H82ZM123 149V150H120V149ZM139 148L141 149V146H139ZM240 148H233L232 150H231V152L230 153H243V151H242V149L240 150ZM127 149V148H126ZM139 149V150H140ZM44 151H42L41 153H49V151H50V149H48V150H45V149H43ZM87 150V151H86ZM171 150V149H170ZM240 151V152H239ZM131 153H133L132 151H131ZM134 153H136V152H134ZM250 153V152H249ZM263 157V159L260 157V159L259 160H261L260 161V164L262 165V167H264V155L262 156ZM38 164H40V165H38ZM37 164V166H35L34 168H33V173H32V177H31V179H24L25 180V184H26V186L29 188L31 185H30V183L32 184V186H31V188L30 189H33V192H34V201H32V200H30V199H24L23 197H19L17 200H16V198H3V199H1L0 200V205L2 206V208L3 209H5L7 212H9V210H10V212H15V211H19V213H21L20 214V217H14L15 219H12V218H10L11 220L10 221H12L13 220V224L15 225V227L18 229V231H19V228L20 227H22V228H20L22 231H23V233L24 234H29V232L31 231V233L30 234H32V236L31 235H29V237L27 236V238H28V240L29 239H31L30 240V242L34 245V244H37V245H32V244H30L31 245V247H30V245H29V241L28 240H26V242H27V244H25V246L22 248L21 247V249H20V246L18 247V249H17V247H15V248H11V247H9V245H7L6 244V242L5 243H3V245L1 246V249H0V254H1V256H0V260H1V262L3 263L5 260H10V262H11V264H39L40 263V261L42 260V262H43V264H44V262H45V264H57L58 262H60L61 264H84V262H86V259L88 258L87 256L89 255L88 254V251H87V241H88V238H87V236H83V237H77L76 236V232H74L73 233V231H75V226H74V224H66V225H59V227L57 228V226H55V225H52V226H50L51 224H49L48 223V221H49V219H52V214L49 212V210H50V205H51V202H49V201H51L52 199H53V197H54V193L52 194L51 193V191H52V187H51V183H50V181H49V179H48V177H46L47 176V173H46V171H45V168H44V166H43V164H42V161L40 162V163H38ZM3 165V166H2ZM41 165H42V167H41ZM39 167H40V169H42V171L39 169ZM38 168V169H37ZM0 169L3 171V173L6 175V173H7V164H6V162L3 160V159H1L0 158ZM264 170V169H263ZM6 171V172H5ZM41 174H43V175H41ZM37 177V178H36ZM39 177V178H38ZM40 177L42 178V179H40ZM45 177V178H44ZM260 177V178H259ZM33 178H34V180H33ZM44 178V179H43ZM254 181L253 182H255L254 184H259V185H262L263 187H264V171H261V173H259V174H257L256 176H253V178H252ZM259 179V180H258ZM261 179V180H260ZM23 180V181H24ZM36 180V181H35ZM43 180H45V182L43 181ZM35 183V184H33V183ZM38 182V183H37ZM41 182V183H40ZM48 182V183H47ZM44 184V185H43ZM35 185V186H34ZM45 186H46V188H45ZM36 187V188H35ZM51 190H50V189ZM37 189V190H36ZM42 189V190H41ZM36 190V191H35ZM39 193H38V192ZM42 192V193H41ZM50 192V193H49ZM38 193V194H37ZM47 194V195H46ZM51 194V195H50ZM40 195V196H39ZM50 195V196H49ZM53 195V196H52ZM43 197V198H42ZM50 197V199H48ZM36 200V201H35ZM41 200V201H40ZM19 203V204H18ZM32 204H34V205H32ZM16 205V206H15ZM32 206H33V210H32ZM43 206H45L46 208L44 209L43 208ZM48 206V207H47ZM27 207V208H26ZM30 209L32 210V213H31V211H30ZM44 210V211H43ZM46 211V212H45ZM30 212V213H29ZM46 214V215H45ZM29 215V216H28ZM48 215H51L50 217H49V219H48ZM25 218L27 219V220H25ZM40 218H41V220H40ZM46 218V219H45ZM36 220V221H35ZM45 220V221H44ZM15 221V222H14ZM43 223L42 225H44V227L42 226V225H40V223ZM47 221V222H46ZM37 222H38V224H37ZM50 222V221H49ZM29 223V224H28ZM46 223H48V224H46ZM28 224V225H27ZM39 225V226H37V225ZM29 225H31V226H29ZM46 225V226H45ZM73 225V226H72ZM27 226V227H26ZM62 226V231H64V233H65V240L64 241H59V239L57 238V235H56V232L57 231H60V227ZM28 227L29 228H31V229H33V230H27L28 229ZM33 227V228H32ZM39 227V228H38ZM42 227V229L44 228L45 229V231L47 232V231H49V232H44L43 234H42V236H39L40 234H39V232H41L42 231V229L40 230V228ZM47 227V228H46ZM66 227V228H65ZM50 228V229H49ZM74 229L73 231L71 230V229ZM44 229H43V231H44ZM70 229V230H69ZM26 232H25V231ZM32 231L34 232V234L36 235V238L39 236V237H41V239H35V237H34V234L32 233ZM36 231H37V234H38V236H37V234H36ZM56 231V232H55ZM68 231V232H67ZM42 233V232H41ZM46 233V234H45ZM70 233V234H69ZM45 234V235H44ZM69 234V235H68ZM44 235V236H43ZM68 235V236H67ZM54 236V237H53ZM30 237H32V238H34V241L35 242H33V239L32 238H30ZM74 238H77V239H74ZM87 238V239H86ZM54 239V240H53ZM87 241H86V240ZM74 240H76V241H74ZM44 241H46V242H44ZM82 241V242H81ZM52 242H53V244L54 245H52ZM65 242H67V244L65 243ZM69 242V243H68ZM72 242V243H71ZM76 242V243H75ZM84 242V243H83ZM60 246V250H56V246H57V244ZM59 243H61V244H59ZM64 243H65V245H64ZM79 243H80V245H79ZM51 244V245H50ZM29 245V247L31 248V249H28L29 247H27ZM68 245H70L71 247H69ZM73 245V246H72ZM52 248H51V247ZM59 246H57V247H59ZM40 247V248H39ZM66 247V248H65ZM73 247V249H71ZM28 250H27V249ZM33 248L34 249H36L37 248V250H38V253H37V251H35V250H33ZM68 248V249H67ZM75 248V249H74ZM86 248V249H85ZM7 249H8V251H7ZM15 249H17L16 251H15ZM26 250V251H24V250ZM42 249H44L42 252H41V250ZM53 249H54V251H53ZM6 250V251H5ZM51 250V251H50ZM69 250V251H68ZM74 250H76L75 252H74ZM84 250V251H83ZM24 251V252H23ZM33 251H35L34 253H33ZM47 252V254H49L48 256H50V257H48L46 254H44L45 252ZM52 251H53V253H52ZM32 252V253H31ZM54 252H59V255L57 256V255H55L54 254ZM67 252V253H66ZM6 253H8V255H5ZM13 253H16V255L17 254H19L17 257H13L14 255H11V254H13ZM43 253V254H42ZM75 253V254H74ZM31 254H33V255H31ZM35 254V255H34ZM51 254V255H50ZM56 254H58V253H56ZM69 254V255H68ZM37 255V256H36ZM44 255V256H43ZM62 257H61V256ZM82 255H83V257H82ZM33 257H36V258H34V261L32 260L33 259ZM47 257L48 258H50V261L47 259ZM61 257V258H60ZM75 257V258H74ZM86 257V259H84ZM9 258V259H8ZM11 258V259H10ZM24 258V259H23ZM31 259V261H29V262H31V263H29L28 262V260H30ZM40 258H41V260H40ZM54 258H60V259H63V260H58L57 262L56 261H54ZM78 258H80V259H78ZM13 259V260H12ZM36 259V260H35ZM55 259V260H56ZM74 259H76V261L74 260ZM82 259V260H81ZM67 261V262H66ZM71 261L72 262H74V263H71ZM40 264H42V263H40ZM59 264V263H58Z\"/></svg>", "mask_w": 264, "mask_h": 264}]
</instances>
